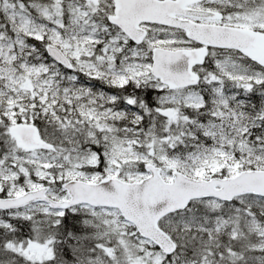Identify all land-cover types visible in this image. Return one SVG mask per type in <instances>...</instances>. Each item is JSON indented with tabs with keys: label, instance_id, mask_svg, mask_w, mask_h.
<instances>
[{
	"label": "snow or ice",
	"instance_id": "snow-or-ice-1",
	"mask_svg": "<svg viewBox=\"0 0 264 264\" xmlns=\"http://www.w3.org/2000/svg\"><path fill=\"white\" fill-rule=\"evenodd\" d=\"M0 264H264V0H0Z\"/></svg>",
	"mask_w": 264,
	"mask_h": 264
}]
</instances>
